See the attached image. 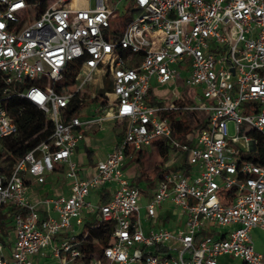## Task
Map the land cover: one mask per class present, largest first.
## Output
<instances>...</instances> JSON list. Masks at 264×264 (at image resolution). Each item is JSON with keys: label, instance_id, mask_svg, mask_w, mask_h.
I'll return each instance as SVG.
<instances>
[{"label": "built area", "instance_id": "1", "mask_svg": "<svg viewBox=\"0 0 264 264\" xmlns=\"http://www.w3.org/2000/svg\"><path fill=\"white\" fill-rule=\"evenodd\" d=\"M71 1L43 0L39 9L0 0V144L18 130L4 107L11 96L53 125L10 170L0 157V213L8 215L0 264H264L249 235L264 230V0ZM120 2L130 5L119 12ZM130 10L139 13L126 18ZM152 82L172 87L169 98H157ZM87 104L96 108L83 118ZM169 111L196 113L202 127L176 139L161 115ZM105 119L124 123L123 136L81 177L76 149ZM154 142L171 169L146 218L169 201L181 218L174 229L143 228L141 193L125 174L126 150ZM184 156L187 166L173 170ZM64 167L67 194L34 202L30 182ZM102 188L110 195L92 220L112 230L107 246L85 255L87 198Z\"/></svg>", "mask_w": 264, "mask_h": 264}, {"label": "trees", "instance_id": "2", "mask_svg": "<svg viewBox=\"0 0 264 264\" xmlns=\"http://www.w3.org/2000/svg\"><path fill=\"white\" fill-rule=\"evenodd\" d=\"M28 3H39V9L43 0H26ZM132 11V10H131ZM128 13L125 15L128 18ZM124 18L120 19L122 22ZM71 81V80H70ZM150 103H154V97H148ZM96 99L92 100L95 101ZM5 109L10 115L12 121L17 126V136L5 138L2 143L4 146V153L0 152V157H4L3 161L6 162L4 170L8 171L12 165L28 151L34 149L41 141L47 138L52 131V122H50L44 115V113L36 108L33 104L17 96H11L6 99L4 104ZM162 116H166L169 119L171 128L173 130V137L179 140H184L186 136L195 130L202 127V124L198 121V115L196 113L187 114L181 113V111H169L167 113H161ZM124 132V131H123ZM258 137V136H257ZM157 144V142H154ZM159 146V145H158ZM160 154L163 157L162 162L157 164L155 168L149 173H141L139 177L134 178L133 185L141 180L146 181L148 186L155 180L161 179L171 168L165 166L163 149L159 148ZM91 152L88 151V155ZM133 155L138 161H141L142 151L132 152L131 149H127L125 157ZM260 149L257 156V160L260 159ZM187 166V158L184 156L182 166L174 168L173 170L182 169ZM108 193L101 191V202L105 203L108 200ZM8 215L0 213V229L5 228L4 220ZM112 227L104 222L98 220H92L91 222H84L80 236L85 234L83 241L79 244V250L82 254L88 255L92 252L101 251L102 248L108 245L109 236Z\"/></svg>", "mask_w": 264, "mask_h": 264}, {"label": "rangeland", "instance_id": "3", "mask_svg": "<svg viewBox=\"0 0 264 264\" xmlns=\"http://www.w3.org/2000/svg\"><path fill=\"white\" fill-rule=\"evenodd\" d=\"M124 5L128 6V5H130V3L129 2H120L118 4V6L116 7V10L119 12H122ZM138 13H139L138 11H131L130 10L128 13V16H131L134 18L138 15ZM151 88L154 90L156 96L159 98H162V99L169 98V93L172 90V87H167V86L156 87L155 83H153V82L151 84ZM95 108H96V106L94 104H91V105L87 104L82 111L83 118H90V115L92 114V112L94 111ZM124 128H125L124 123H117L116 124L114 122H108V123L101 124L100 129L97 132H94V133L91 132L90 134L88 133L87 134L88 139L86 142L88 143V145L91 149V154L89 155V158L85 157V163L86 164L95 163L100 158V154H101L102 150L108 144H110L113 139H116L117 141H119L122 138ZM244 129H245V125L243 124L240 126V132H243ZM228 130H229L230 135H234V133H235L234 127H233V124L231 122L228 124ZM16 136L17 135H15L14 137H16ZM152 147H154L155 150L153 152L151 151L152 153L150 154L149 150H151ZM3 148H4L3 143H1L0 144V150L2 149L3 154H5ZM159 148H160V146H158V144H152V146L149 148V150H144V152L142 151L143 156L148 157L147 161H144V163H143V160H141V161L137 162L138 165H136V166H134V164H133L132 166H134V167L129 168L130 173L133 174L135 169H137L138 172L147 173L150 170L154 169L157 164H160L162 162V156L160 154ZM78 152L79 153H85V151L82 148L78 149ZM134 158H136V157L134 156ZM141 158H142V156H141ZM3 159H4V157L1 158V164L3 166H5L6 162L3 161ZM155 159H158L159 161L156 162ZM164 163L167 164L168 160H165ZM178 163H179V161H175L174 163L170 164V167L173 168L174 166H177ZM65 169H66L65 167L61 168V171L59 174L60 180L62 182L66 181L64 179ZM138 186L145 190L144 194H142L141 196L143 198H147V195H150V189L148 187H146L144 183H141V182H139ZM66 189L67 188L62 190L61 193L67 194ZM87 200H88V202H90V204L92 206L93 212H91L90 215L93 216L96 213L98 206L100 205L98 193H96L94 191L90 192V195L88 196ZM167 202H169V201H167ZM165 208L167 209L168 207L166 206ZM141 214H140V216L142 218ZM83 215H84V217L88 216V215L85 216V214H83ZM87 220L90 221V218H87ZM141 223L143 226L145 225L144 220H141ZM203 233L208 234V232L205 230H203ZM249 235H250L251 241L254 244L255 250L258 252L264 251V230H261L260 228L257 227V228L252 229ZM239 263L240 262L236 259L231 261V264H239ZM219 264H225V260L220 259Z\"/></svg>", "mask_w": 264, "mask_h": 264}, {"label": "crops", "instance_id": "4", "mask_svg": "<svg viewBox=\"0 0 264 264\" xmlns=\"http://www.w3.org/2000/svg\"><path fill=\"white\" fill-rule=\"evenodd\" d=\"M156 96V94H155ZM157 97V96H156ZM159 98V97H157ZM90 134L91 132H87L85 135L84 140L79 144V146L76 149V152L74 154V160L79 163V175L81 177H91L94 172H95V166L96 163L103 160L107 154L108 151H110L112 149V147L118 142L116 139H113L112 142L110 144H108L101 152L100 154V158L95 162V163H91V164H86L85 163V157L89 158V154L88 155V151L91 152V149L88 145V143L86 142L88 137L87 134ZM94 133V132H93ZM82 148L85 153H79L78 149ZM150 148V147H149ZM149 148L145 149V150H149ZM155 150L154 147H152L150 151V154ZM152 151V152H151ZM144 152V150H143ZM142 152V153H143ZM134 156L132 157H127L124 163V169H125V174L130 178L131 182L134 183V178L135 177H139L140 172L137 171V169H135L134 173H130L129 168H133L134 166L138 165L137 162H139L137 160V158H134ZM148 157H144L142 154V158L141 160L147 161ZM163 159V158H162ZM156 162H158V159H155ZM134 164V166H132ZM153 170V169H152ZM152 170H150L149 172H151ZM60 171L61 168H57L54 172L49 173L45 176V181L43 184H37L35 182H30L29 184V190H30V196L31 199L34 202H37L42 196H46V195H53V194H61L62 190H64L65 188L66 191L68 192V185L69 182L68 180L65 178L64 179L66 181L62 182L60 180ZM147 172V173H149ZM141 183H144L146 187H148L150 189V195H147V198H143L142 196H140L139 199V215H142L141 220H144L145 225L143 226V228L145 230L149 229V228H168V229H174L176 228L178 225H180V221L181 218L179 217L177 211H175L171 205L170 202H165L158 210H157V216L156 219L153 221H149L146 218V205L148 203V201L150 200V198L152 197V193L153 190L156 186L157 180L153 181L151 183V186H148V184L146 181L141 180ZM139 182L136 183V186L139 188L141 195L144 194L145 190L142 189L141 187L138 186ZM101 191H104L106 193H108V195H110V192H108L107 189H101L99 190L98 195L99 198L101 199ZM149 196V197H148ZM168 207L167 209L165 207ZM86 215H90V213L86 214ZM86 216L84 221L85 222H91L92 221V215H90L89 217ZM141 217V216H140ZM87 218H90V221L87 220ZM9 238H11V235L9 234Z\"/></svg>", "mask_w": 264, "mask_h": 264}, {"label": "bare ground", "instance_id": "5", "mask_svg": "<svg viewBox=\"0 0 264 264\" xmlns=\"http://www.w3.org/2000/svg\"><path fill=\"white\" fill-rule=\"evenodd\" d=\"M75 2V0H72L71 1V4H73ZM94 78L97 80V77L96 76H94ZM108 122H110L109 120H99V121H97V122H93L92 124H91V127H95V126H97V124H103V123H108Z\"/></svg>", "mask_w": 264, "mask_h": 264}]
</instances>
